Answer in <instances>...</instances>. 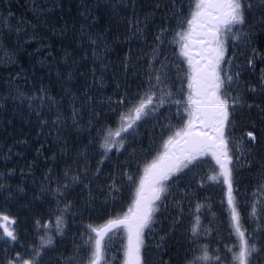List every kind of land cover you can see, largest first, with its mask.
Masks as SVG:
<instances>
[{
    "label": "rangeland",
    "instance_id": "obj_1",
    "mask_svg": "<svg viewBox=\"0 0 264 264\" xmlns=\"http://www.w3.org/2000/svg\"><path fill=\"white\" fill-rule=\"evenodd\" d=\"M145 1V11L134 23L131 19L128 22L130 28L134 27L132 29L138 34V44L134 52L123 60L124 69L128 71L134 67L140 72V77L133 80V85L130 78L114 77L115 88L123 86V91L119 96H114L119 99L113 100L122 107L121 114L125 115L134 114L135 106L145 93H155L157 98L163 96L165 103L160 105L158 99L154 100L151 107L156 110L137 121L129 132L121 134L123 146L117 143L109 152L104 151L108 169L101 175L95 171L90 176L92 181L96 178L101 180L88 191V207L80 206L88 208L85 214L94 211L96 222L102 221L90 223L71 233L63 221L57 220L52 226H44L33 249L31 247L28 253L20 255L22 259L34 261V264H89L91 252L87 241L90 235L94 237L90 226H102L109 219L122 217L128 212L133 204L144 162L151 160L161 150L164 140L183 126L187 119L184 107L176 103L177 100L183 101L187 93V80L183 78L187 64L178 55V46L173 40L175 33L180 30L181 21L191 11L193 0ZM28 3V8H35L36 0H28ZM29 4L26 3L27 6ZM244 6L245 23L233 26V32L226 40L222 67L233 76L228 88L229 103L231 105L234 99L239 101L234 108L229 109L235 125L234 129L228 131L231 137L230 154L233 156L230 165L233 169V196L238 204L246 236L259 249L250 257L251 264H264V192L257 187L264 183L261 179L264 176V85L261 83L264 75V0H244ZM166 47L170 49L166 54L167 59L159 67L157 62L160 53ZM1 49L0 45V52ZM250 59L252 65L248 63ZM116 62L112 61V64ZM145 70L148 71L144 73ZM166 70L170 76L163 75ZM161 71V82L155 84L156 76ZM118 111L113 108L112 114ZM121 126L122 121L119 120L112 130ZM97 130L104 132L105 124ZM247 131L254 132L255 142H248ZM238 146L241 147L240 151L236 150ZM93 150L96 156L103 155L95 144ZM73 157L78 158L79 162L70 169L71 172L62 173L65 182L61 183V193L66 192L70 184H76L78 180L80 182V178H84L82 175L89 171V163L84 162L82 152L75 153ZM90 160L95 162L96 157L91 155ZM49 162L54 163L55 159L46 161L47 164ZM219 171V166L208 155L202 157L195 166L190 165L188 169L165 181L167 190L158 202L159 211L154 214L150 227L144 230L143 264H187L194 256L203 255L205 246L210 259L207 262L200 261L199 264H237L233 255L234 251L239 250V239L230 219L227 185ZM46 175L51 180L50 184L58 190L57 175L51 176L50 172ZM212 175H216L217 179L210 180ZM94 198L98 201L97 206H91ZM253 203L257 205L255 216L251 215ZM197 216L199 234L193 237L191 228ZM48 240H51L50 244ZM125 245L126 232L123 228L110 232L105 237L101 264H124ZM16 257L15 254L11 259Z\"/></svg>",
    "mask_w": 264,
    "mask_h": 264
},
{
    "label": "trees",
    "instance_id": "obj_2",
    "mask_svg": "<svg viewBox=\"0 0 264 264\" xmlns=\"http://www.w3.org/2000/svg\"><path fill=\"white\" fill-rule=\"evenodd\" d=\"M24 1L0 0V214L15 219L18 240L2 239L0 230L4 264L32 250L41 228L58 217L69 233L102 221L80 205L88 207V191L101 180L92 181V173L101 175L109 167L104 159L109 150L101 145L123 113L112 114L117 105L112 100L123 91L113 79L130 78L133 85L140 77L123 64L138 44L128 22L134 23L144 9L140 0H36L27 11ZM29 35L36 40L22 47ZM169 50L162 49L159 67ZM163 75L171 74L166 70ZM104 124V132L98 131ZM93 144L103 155L93 153ZM77 152L83 153L89 171L61 193V175L78 164L73 157ZM48 172L57 175L58 190ZM97 205L94 198L91 206Z\"/></svg>",
    "mask_w": 264,
    "mask_h": 264
},
{
    "label": "snow or ice",
    "instance_id": "obj_3",
    "mask_svg": "<svg viewBox=\"0 0 264 264\" xmlns=\"http://www.w3.org/2000/svg\"><path fill=\"white\" fill-rule=\"evenodd\" d=\"M244 12V0H193L191 11L181 21L180 30L175 33L173 40L178 46V55L183 57L187 64L183 76L187 80V93L183 101H176L177 105L184 107L187 119L183 126L164 140L161 150L151 160L144 162L133 204L128 212L122 217L109 219L102 226H90L94 237L90 235L87 241L91 252L89 264H101L105 237L119 228H123L126 232L124 264H143L144 230L150 227L154 214L159 211L158 202L167 190L165 181L188 169L190 165L195 166L202 157L208 155H211L219 166V175L223 176L227 185L230 219L239 239L238 252L229 249L234 251L233 260L237 264H251L250 257L259 251L246 236V229L241 224L238 204L233 196V169L230 167L233 156L230 154L231 137L228 131L234 129L235 125L231 120L229 109L234 108L239 101L234 99L230 105L228 88L233 76L222 67L225 62L226 40L233 32V26L245 23ZM248 63L252 65L253 61L250 59ZM156 81L157 84L161 82L159 75L156 76ZM261 83L264 85V75L261 77ZM251 90L255 91V88ZM156 99L160 105L165 103L163 96L157 98L155 93H145L139 104L135 106L134 114H121V127L115 131L107 130L101 147L110 150L117 143L122 147L121 134L129 132L137 121L155 111L156 109L151 106ZM116 137L121 139L116 140ZM246 137L248 142L256 141L253 131H247ZM236 150L240 151L241 147L238 146ZM209 179L216 180L217 177L212 175ZM261 179L264 180V176ZM257 187L259 191L264 192V183ZM256 208V203H253L251 215H257ZM57 219L59 221V217ZM15 223L14 218L0 214L2 234L11 241L17 240L13 227ZM198 226L197 216L191 228L193 237L199 234ZM47 243L50 244L51 240ZM209 259L205 246L203 255L194 256L187 264H199L200 261L207 262ZM216 259L219 260L218 257ZM8 264H34V261L22 259L18 253L16 259L9 260Z\"/></svg>",
    "mask_w": 264,
    "mask_h": 264
},
{
    "label": "bare ground",
    "instance_id": "obj_4",
    "mask_svg": "<svg viewBox=\"0 0 264 264\" xmlns=\"http://www.w3.org/2000/svg\"><path fill=\"white\" fill-rule=\"evenodd\" d=\"M143 1L146 2L145 0H142V3H143ZM27 4H29V3L27 2ZM28 7H30V4H29L28 6L25 4L24 8H26V11H27V9H30V8H28ZM141 9H143V8H140V10H138V14H139V15H140L143 11H145V7H144L143 10H141ZM134 34H135V32H134ZM35 40H36V38H35L34 35H29V37L26 36V37H24L23 40L21 41V42L23 43L21 46H22V47L29 46L30 44H33ZM137 40H138V37H137ZM38 47H39V46L37 45V46H35L34 48H35V49H38ZM36 52H37V51H36ZM112 102H113L114 104L117 103L115 100H112ZM114 108L119 109V111L122 110V107H121L120 105H118V104H117V105H114ZM119 111H118V112H119ZM115 114H117V112H116ZM115 114H114V115H115ZM120 116H121V114H120ZM120 116H119V118H120ZM91 227H93V226H91ZM0 230H1V232H2V229H0ZM115 230H116V229H115ZM2 239L6 240V239H8V238L2 235ZM0 264H4L3 259L1 260Z\"/></svg>",
    "mask_w": 264,
    "mask_h": 264
},
{
    "label": "water",
    "instance_id": "obj_5",
    "mask_svg": "<svg viewBox=\"0 0 264 264\" xmlns=\"http://www.w3.org/2000/svg\"><path fill=\"white\" fill-rule=\"evenodd\" d=\"M114 230H115V229H114ZM114 230H113V231H114Z\"/></svg>",
    "mask_w": 264,
    "mask_h": 264
}]
</instances>
